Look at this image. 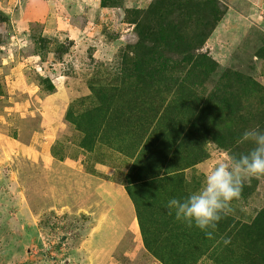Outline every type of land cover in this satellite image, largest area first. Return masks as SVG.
I'll return each instance as SVG.
<instances>
[{
    "label": "rangeland",
    "instance_id": "rangeland-1",
    "mask_svg": "<svg viewBox=\"0 0 264 264\" xmlns=\"http://www.w3.org/2000/svg\"><path fill=\"white\" fill-rule=\"evenodd\" d=\"M153 1L0 0V264H164L144 247L132 197L128 196V205L94 183L93 177H106L99 168L117 166L111 180L122 193L135 168L121 166L122 157H112L103 144L89 149L83 142V126L69 121L79 120L97 105L98 90L111 93L113 109L114 103H167L172 98L162 89L152 92L146 84L143 87L132 62L126 69L122 60L143 56L153 44L158 18L144 12ZM168 2L172 12L179 0ZM206 2L224 14L197 51L217 64L211 80L199 81L204 85L199 95L221 82L228 84L226 93L235 86V91L243 88L235 95L239 106L233 113L238 117L247 112L249 129H264V0ZM197 27L188 26V39ZM46 80L55 87L51 98L43 97ZM156 93L158 99L147 97ZM230 124L231 119L224 128ZM218 128L211 125L204 136L202 148L208 156L183 172L189 191L198 190L204 176L226 157L247 154L254 147L250 141L236 150L217 145L213 136ZM249 129L237 130L236 145ZM114 133L121 136L116 129ZM111 138L114 146L124 141ZM80 153L81 171L88 177L75 168L72 175L84 177L82 182L89 187L83 192L79 184L60 179L62 168L49 164L51 157L71 161ZM93 187L99 189L97 204ZM262 206L264 177L250 176L243 180L241 196L231 202L229 213L247 220ZM183 228L192 240L203 239L196 227ZM197 264L213 262L203 256Z\"/></svg>",
    "mask_w": 264,
    "mask_h": 264
},
{
    "label": "trees",
    "instance_id": "trees-1",
    "mask_svg": "<svg viewBox=\"0 0 264 264\" xmlns=\"http://www.w3.org/2000/svg\"><path fill=\"white\" fill-rule=\"evenodd\" d=\"M203 1L179 0L170 12L168 0H154L144 11L158 18L154 19L158 33L155 32L153 44L143 56L122 59L126 69H130L128 64L132 62L143 87L146 84L152 92L162 89L172 94L167 103L157 100L147 104L140 100L133 105L114 103L113 109L111 93L98 90L97 105L79 120L69 121L75 127L83 126V142L89 149L100 143L133 159L130 169H135L127 173L124 186L135 205L144 247L162 263L197 264L207 256L213 264H264V206L247 220L228 213L219 222L213 238L197 228L203 234L200 242L182 231L185 224L176 221L174 212L170 214L166 206L171 198L180 199L193 193L186 189L183 172L208 156L202 142L211 125L219 127L213 142L232 150L243 147L244 141L236 145L237 130L251 128L249 120L244 118L247 112L238 117L233 113L235 106H239L235 95L243 88L235 91V86L226 93L228 84L221 82L208 94L199 95L202 85L199 81L211 80L217 64L206 53L197 51H201L224 14L212 2ZM194 24L197 30L188 39V26ZM46 81L48 87L43 97L51 98L55 87ZM156 95L147 97L158 99ZM230 119L228 129L224 128ZM83 123L90 127L91 133ZM115 129L121 136H115ZM111 136L124 141L114 146ZM146 156L152 158L145 161ZM229 238L230 243L225 244L224 240Z\"/></svg>",
    "mask_w": 264,
    "mask_h": 264
},
{
    "label": "clouds",
    "instance_id": "clouds-1",
    "mask_svg": "<svg viewBox=\"0 0 264 264\" xmlns=\"http://www.w3.org/2000/svg\"><path fill=\"white\" fill-rule=\"evenodd\" d=\"M241 139L254 145L247 154L226 157L204 176L198 190L167 202L169 213L174 212L176 221L189 228L194 226L213 238L219 222L231 211V202L240 198L243 180L264 175V129L257 126L245 130ZM224 243H230V238Z\"/></svg>",
    "mask_w": 264,
    "mask_h": 264
},
{
    "label": "crops",
    "instance_id": "crops-1",
    "mask_svg": "<svg viewBox=\"0 0 264 264\" xmlns=\"http://www.w3.org/2000/svg\"><path fill=\"white\" fill-rule=\"evenodd\" d=\"M79 141V143L81 142V139H79L78 140ZM65 147V146H64ZM79 152H81L82 151V145L81 144H79ZM111 152L112 153H110L111 154V156L113 157V154L115 155H120L121 157H122V159H121V161H123V163L121 164V166H123V167H127V170H129L130 169V167H131V165H132V162H133V159H131V158H128V157H125V156H123V154H120L119 152H117V151H112L111 150ZM82 153V152H81ZM79 154L76 158H74V159H70L71 161H69V160H66V159H63L64 161H60V159H56V158H53V157H51V159H50V161H49V164L50 165H52V167L53 168H55L56 170H57V168H62L63 169V172H62V174H61V177H60V179L64 182V183H68V184H71V183H77V184H79L80 186H81V189H80V192H83V188H88L89 186H84V184H83V182H82V180L84 179V177H82V176H87L88 177V174H86L83 170L81 171V168H82V166H83V162H82V157L84 158V154ZM126 158V159H125ZM118 159H120V158H118ZM120 162V161H119ZM116 163V162H115ZM57 164V165H56ZM73 165V166H72ZM80 169V171H81V174H82V176L81 177H78L77 179L75 178H73V175H72V173H73V170L72 169ZM101 168H102V166H101ZM105 168V170H101L100 168L97 170L98 172H104L105 174H106V177H104V178H101V179H98V178H94L93 177V179H94V183H95V185H98V184H100V186H101V188H104L106 191H107V193L106 194H108L109 196L110 195H112L113 196V193H115V194H118L119 195V197L122 199V200H127V202L126 203H128V205H130V202H128L129 201V194L127 193V191H126V189H125V187L124 188H122V193H120V192H118L119 190L117 189V186H119L118 185V183L116 182V181H114V180H111L112 178V175H113V172H114V170H116V172H117V166H113V167H104ZM72 175V176H71ZM87 182H90V179L89 178H87ZM94 188V187H93ZM121 188V187H120ZM82 190V191H81ZM94 190H95V194L97 195V200H96V204H97V202H99L100 201V196L96 193V191H98L99 189H95L94 188ZM98 197L100 198V199H98ZM125 197H126V199H125ZM130 208V207H129ZM134 209V215H135V217H136V212H135V208H133ZM127 215V214H126ZM101 217V216H100ZM127 219V218H126ZM136 219H137V217H136ZM94 224H95V221H94ZM137 226V224H134L133 223V226ZM134 226V227H135ZM138 227H139V224H138ZM136 228V227H135ZM137 229V228H136ZM140 229V228H139ZM182 231H184V228L182 229ZM136 232V231H135ZM185 233V232H184ZM141 234V233H140ZM160 261V260H159ZM161 262V261H160ZM162 263V262H161Z\"/></svg>",
    "mask_w": 264,
    "mask_h": 264
}]
</instances>
